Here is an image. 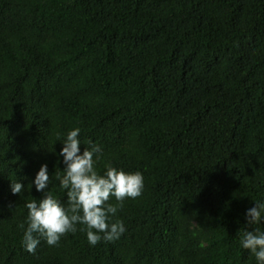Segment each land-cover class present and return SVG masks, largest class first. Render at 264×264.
I'll return each instance as SVG.
<instances>
[{
	"label": "trees",
	"instance_id": "trees-1",
	"mask_svg": "<svg viewBox=\"0 0 264 264\" xmlns=\"http://www.w3.org/2000/svg\"><path fill=\"white\" fill-rule=\"evenodd\" d=\"M75 127L97 170L140 171L142 194L119 239L90 246L77 225L29 253V184L46 163L66 203L57 153ZM257 200L264 0H0V264H256L240 239L264 230L244 219Z\"/></svg>",
	"mask_w": 264,
	"mask_h": 264
},
{
	"label": "clouds",
	"instance_id": "clouds-1",
	"mask_svg": "<svg viewBox=\"0 0 264 264\" xmlns=\"http://www.w3.org/2000/svg\"><path fill=\"white\" fill-rule=\"evenodd\" d=\"M80 131L78 127L67 131L57 153L63 164V175L57 172L55 180L66 190V203L48 191L50 177L46 163L40 165L29 184L41 194L39 199L33 198L24 205L27 215L20 225L24 229L21 243L29 253H34L42 240L49 246L56 245L65 233H75L77 225L90 246L119 239L126 228L116 218L118 210L126 198L135 199L142 194L144 177L140 171L126 172L110 163L104 165L103 172L97 170L102 149L88 141V147L81 151ZM24 188L19 180L10 182L13 195H21ZM110 197L115 203L109 202ZM244 219L247 225H262L264 200H257L247 208ZM240 247L255 258L256 264H264V230L260 227L245 229Z\"/></svg>",
	"mask_w": 264,
	"mask_h": 264
}]
</instances>
